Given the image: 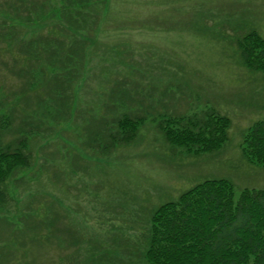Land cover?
<instances>
[{
	"label": "rangeland",
	"instance_id": "374dc122",
	"mask_svg": "<svg viewBox=\"0 0 264 264\" xmlns=\"http://www.w3.org/2000/svg\"><path fill=\"white\" fill-rule=\"evenodd\" d=\"M36 1L41 0H23L29 7ZM12 2L0 0V31L11 33L10 24H16L20 33L18 39L7 34L0 39L2 143L16 135L11 131L24 127L23 120L29 121L24 118L25 107L37 109L33 98L29 97L30 107L22 100L24 77L17 73L18 59H12L8 49L26 51L32 37L48 35L47 25L71 19L58 17L59 0L42 17L25 8L7 15ZM88 5L82 11L89 24L81 32L89 42L72 34L65 39L67 44L72 39L75 49L80 42L87 46L82 77L74 88L72 108L75 103L77 107L71 119L56 127L49 123L54 128L47 131L42 124L39 134L30 137L29 148L36 155L33 166L17 170L6 185L12 200L9 209H0V241H12L11 228H22L24 216L28 224L46 228V216L29 211L43 202V196L57 212L55 222L61 217L60 229L53 227L59 230L60 238L55 237L62 240L39 242L30 234L23 239L25 255L15 254L21 264H142V235L157 204L175 200L205 177L229 179L235 198L245 188L264 189V168L248 163L240 151L247 128L264 118V74L242 66L228 38L233 31L251 28L264 37V0H97ZM4 22L7 28L2 30ZM116 85L129 94L126 107L135 106L142 113L166 110L180 116L215 109L231 119L227 143L211 154L184 156L178 150L167 151L155 122H147L143 136L128 148L106 157L86 153L75 143L80 107L109 100ZM17 99L22 105L14 107ZM40 113L34 124L46 116ZM0 249L3 261L8 250Z\"/></svg>",
	"mask_w": 264,
	"mask_h": 264
},
{
	"label": "trees",
	"instance_id": "16d2710c",
	"mask_svg": "<svg viewBox=\"0 0 264 264\" xmlns=\"http://www.w3.org/2000/svg\"><path fill=\"white\" fill-rule=\"evenodd\" d=\"M57 1H36L29 7L24 5L23 0H14L12 12L6 11L7 15L16 14L20 8H25L30 14L33 12L35 16L42 17ZM59 1L58 17L68 16L71 19L57 20L47 25L48 35L32 37L27 41V52L23 47L22 50L8 49L11 58L18 59L14 61L19 67L16 71L23 74L25 80V88L20 95L26 97L22 100L30 107L29 97L33 98L37 109L33 105L30 110L25 107L27 112H23L24 118L29 121L23 120L24 127L21 124L15 132L11 131L16 135L9 142L2 143L0 138V209H9L7 205L12 200L6 186L8 180L14 179L17 170H27L33 166L36 155L29 148L30 137L39 134L42 124L47 125L43 128L47 131L54 128L49 123L56 127L71 119L72 109L77 107L75 103L72 108L75 102L74 88L82 77L81 59L87 46L80 42L75 49L71 44L73 40L70 39L67 44L65 39L72 34L74 36L70 37L89 42L81 32L89 24L85 19L86 12L82 10L97 0H67L66 5L63 0ZM6 5L11 9L7 1ZM62 6H65L64 10ZM73 15L79 18L72 19ZM88 16L92 23H97L95 16ZM10 25L11 33L0 31V39L4 40V34L13 39L20 37V33L16 32L17 25ZM1 28H7L5 22ZM49 31L57 32L52 34ZM228 38L240 64L251 72L264 74V37L258 30L233 31ZM51 50L55 51L54 55L50 53ZM128 95L116 85L109 100H103L99 106L90 103L84 109L80 107L82 110L74 122L78 123L80 130L75 143L86 153L106 157L118 148H128L143 136L147 122H155L154 127L167 151L178 150L184 156L197 157L217 152L228 141L231 119L213 108L180 116H173L166 110L158 114L146 111V116L135 106L126 107L124 101ZM22 100L17 99L14 107L22 105ZM40 112H45L46 116L34 124L35 117L41 116ZM247 129L241 142V155L248 163H256L264 168V118ZM47 172L48 167H45L43 173ZM233 188L234 184L226 177H205L180 193L175 200H167L153 207L155 209L149 214L142 235L144 246L139 253L142 264H264V189L245 188L235 198ZM37 203L38 206L29 211L34 216H46L45 231L41 229L43 224H28L25 220L27 216H24L22 228H11L12 241H0V247L5 246L8 250L0 264H21L23 261L15 254L22 251L25 255L23 239L30 234L31 239L39 242L44 239L62 240L55 237L59 235V230L56 232L53 227L54 224L61 227V217L55 222L57 212L44 196L43 202ZM3 221L8 223L6 219ZM10 237H5V240ZM71 244L75 246L77 243ZM9 257L12 258L10 261Z\"/></svg>",
	"mask_w": 264,
	"mask_h": 264
}]
</instances>
